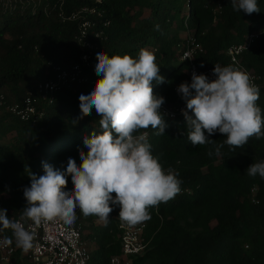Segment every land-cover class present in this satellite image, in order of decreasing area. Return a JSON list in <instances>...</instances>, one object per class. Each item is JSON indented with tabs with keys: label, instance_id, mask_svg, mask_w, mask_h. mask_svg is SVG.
<instances>
[{
	"label": "trees",
	"instance_id": "trees-1",
	"mask_svg": "<svg viewBox=\"0 0 264 264\" xmlns=\"http://www.w3.org/2000/svg\"><path fill=\"white\" fill-rule=\"evenodd\" d=\"M258 5L261 11L248 15L233 10L231 0H0V208L16 218L26 206L23 188L30 186L29 176L43 175L42 161L61 171L69 157L79 165V152H87L84 139L102 132L95 108L79 118V96L88 95L100 78L97 51L135 58L141 48L155 50L165 82L154 81L153 92L164 97L163 105L176 107L186 105L176 91L181 83L190 84V63L180 60L190 40L199 46L192 62L207 75L216 64H232L228 47L261 33L239 62L254 75L257 103L264 110V0ZM83 55L90 58L84 67L87 82L63 86L52 101H39V120L20 121L7 111L53 79L54 67L68 69ZM165 121V134L149 128L148 139L162 165L180 173L182 190L150 209L144 231L148 247L132 264H264V179L246 171L264 160V138H252L235 151L225 145L221 155L209 157L211 146L194 147L187 139L182 114ZM210 139L219 144L225 137L216 133ZM72 187L68 176L67 189ZM118 214L116 207L107 224L96 226L84 216L82 239L87 248L91 240L88 251L101 264L121 257ZM11 246L13 264H30V250L17 248L14 240Z\"/></svg>",
	"mask_w": 264,
	"mask_h": 264
},
{
	"label": "clouds",
	"instance_id": "clouds-1",
	"mask_svg": "<svg viewBox=\"0 0 264 264\" xmlns=\"http://www.w3.org/2000/svg\"><path fill=\"white\" fill-rule=\"evenodd\" d=\"M231 7L248 15L261 11L258 0H231ZM95 72L100 78L88 95L79 96V118L95 108L102 132L93 131L84 139L87 152H79V165L69 157L61 171L42 161L43 175L31 174L30 186L23 188L26 206L19 217L9 218L7 210L0 208V233L11 232L0 239V245L9 246L14 240L17 248L28 252L37 227L56 218L71 226L78 210L107 224L118 207L120 219L135 225L151 218L150 209L180 194V173L162 165L148 139L147 129L164 135L169 127L161 111L164 97L153 92L154 81L165 82L155 50L141 48L135 58L97 51ZM212 72L214 79L193 71L191 83L177 88L186 103L182 115L187 139L194 147L211 146L209 157L221 155L225 145L235 151L252 138H264V110L257 103L260 87L252 76L235 64H216ZM216 133L225 137L222 143L210 139ZM246 171L249 177L264 179V160L251 163ZM68 176L70 191L66 190Z\"/></svg>",
	"mask_w": 264,
	"mask_h": 264
},
{
	"label": "built area",
	"instance_id": "built-area-1",
	"mask_svg": "<svg viewBox=\"0 0 264 264\" xmlns=\"http://www.w3.org/2000/svg\"><path fill=\"white\" fill-rule=\"evenodd\" d=\"M211 1V0H207ZM217 9H221V5L217 6ZM88 24H83L85 28ZM264 32V29H263ZM258 34H250L245 38V41L238 45H232L226 50V54L230 59V62L235 65L241 66L239 62L240 56L248 50L254 41L258 38ZM85 44V43H84ZM199 46L194 44L193 40L188 42L186 49L184 50L180 60L188 61L190 63V83L191 74L193 71L199 75L198 70L192 62L193 54ZM88 55L81 57L79 64H74L68 69H60L54 67L53 79L40 83L36 91H29L24 99L15 104L7 106V111L20 121H37L41 118L42 114L37 112V103L41 100L52 101L53 95L57 93L63 86H70L71 84H80L87 82L86 76H84V67L90 65ZM253 78L255 83V77L251 72L245 69ZM207 75L210 79H214L212 70L207 71ZM177 95L182 101V95L178 92ZM186 109V105L182 104L176 107H167L162 105L161 111L165 114L164 118L173 119L178 114H182V110ZM67 189V190H71ZM2 200L0 198V206ZM79 210L77 211V215ZM19 215L16 217L18 218ZM31 222H29L30 224ZM146 228L145 222L130 225L122 220L118 224V231L120 233L121 244V257H113L110 259L109 264H132V259L142 255L148 247V242L145 240L144 231ZM81 225L77 222L71 226L65 225L62 220L56 218L52 221L42 223L36 228L37 236L32 249H30L27 259L30 264H88L90 260V253L88 251L86 243L82 239ZM3 236H0L2 239ZM14 248L9 246L0 245V260H10L14 254Z\"/></svg>",
	"mask_w": 264,
	"mask_h": 264
},
{
	"label": "rangeland",
	"instance_id": "rangeland-1",
	"mask_svg": "<svg viewBox=\"0 0 264 264\" xmlns=\"http://www.w3.org/2000/svg\"><path fill=\"white\" fill-rule=\"evenodd\" d=\"M86 217V216H85ZM77 218H79V222H81L82 223V225L81 226H83V224H85V220H84V215L82 214V213H78V215H77ZM91 222H92V226H96V225H100V224H102L103 223V221H101L98 217H96V216H91ZM78 222V221H77ZM88 226L90 225V223L89 224H87ZM90 245H89V244ZM88 248H89V251L91 252L92 250L91 249H93V247H92V245H93V243L91 242V240H88ZM23 256H24V253L22 252L18 257H17V259L19 260V261H23ZM0 264H13V261H11V260H5V261H0ZM25 264H27V263H25ZM88 264H101V259L99 258V257H96L95 255H94V253H91V255H90V261L88 262Z\"/></svg>",
	"mask_w": 264,
	"mask_h": 264
},
{
	"label": "crops",
	"instance_id": "crops-1",
	"mask_svg": "<svg viewBox=\"0 0 264 264\" xmlns=\"http://www.w3.org/2000/svg\"><path fill=\"white\" fill-rule=\"evenodd\" d=\"M80 225H82V223L81 222H78ZM82 228V227H81Z\"/></svg>",
	"mask_w": 264,
	"mask_h": 264
}]
</instances>
